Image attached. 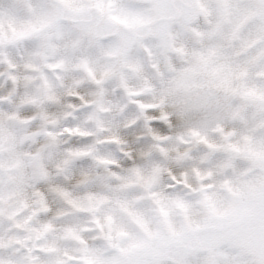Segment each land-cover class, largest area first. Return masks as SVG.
<instances>
[{
    "label": "clouds",
    "instance_id": "obj_1",
    "mask_svg": "<svg viewBox=\"0 0 264 264\" xmlns=\"http://www.w3.org/2000/svg\"><path fill=\"white\" fill-rule=\"evenodd\" d=\"M0 264H264V0H0Z\"/></svg>",
    "mask_w": 264,
    "mask_h": 264
}]
</instances>
